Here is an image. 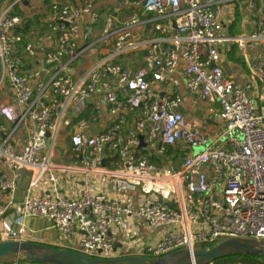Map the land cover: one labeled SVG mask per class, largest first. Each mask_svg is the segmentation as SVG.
Returning <instances> with one entry per match:
<instances>
[{
	"label": "built area",
	"instance_id": "built-area-1",
	"mask_svg": "<svg viewBox=\"0 0 264 264\" xmlns=\"http://www.w3.org/2000/svg\"><path fill=\"white\" fill-rule=\"evenodd\" d=\"M65 1H44L27 28L31 2L0 0V219L16 214L0 241H25L31 218L49 221L61 248L102 259L264 240V47L245 51V84L222 67L235 40L222 8L243 0ZM248 1L255 48L264 0ZM174 75L219 104L220 130L186 117L164 88ZM66 140L71 158L57 164ZM142 223L165 230L145 242Z\"/></svg>",
	"mask_w": 264,
	"mask_h": 264
},
{
	"label": "crops",
	"instance_id": "crops-1",
	"mask_svg": "<svg viewBox=\"0 0 264 264\" xmlns=\"http://www.w3.org/2000/svg\"><path fill=\"white\" fill-rule=\"evenodd\" d=\"M222 20L224 23V34L226 37L234 38L235 40H227L222 43V67L224 69L225 75L235 81L244 83L252 80L251 75L249 73L244 55L245 51L247 53H254L260 48L264 47V44L251 48L246 45L245 37L248 36L256 21L257 17L252 13L249 7V1L243 0L240 2H234L225 5L222 8ZM237 39V40H236ZM232 44H236L238 46V55L243 57L244 63H237L236 61L227 59V49L230 48ZM245 46V47H244ZM244 47V48H243ZM244 67V69H242ZM245 74L249 78L246 81H240L245 78ZM245 84V83H244ZM167 92L174 91L180 94L183 98V111L186 117L191 120L199 123L203 127L207 129L209 132H214L215 126L218 124L221 125V120L218 116V103H210L201 101L198 97L191 94L185 87L184 82L178 75H174L172 77V82L166 86H164ZM109 124V117L105 116L99 123L95 124L92 129V132H100L102 129L106 128ZM222 127V126H221ZM216 131V130H215ZM217 132V131H216ZM215 133V132H214ZM15 140L20 144L19 147L24 145L26 141V133L23 130H19L16 134ZM60 145L64 146V143H60ZM68 154L65 157V160H70V150L67 151ZM55 162H61L59 158L55 156ZM29 177L25 176L21 184L23 182H28ZM25 189L21 193L23 195ZM42 191V195L48 194V192ZM20 193V192H19ZM21 195V197H22ZM19 197L18 194V198ZM4 201V196L0 193V202ZM8 216L12 218L16 217L15 211L9 210ZM6 218L0 219V230L6 229L7 220ZM28 231L27 235L35 238H39L40 240L45 241L46 243H57L58 245V234L56 230L51 227V224L46 219L42 218H31L28 221ZM59 246V245H58ZM234 264V263H230ZM236 264V263H235Z\"/></svg>",
	"mask_w": 264,
	"mask_h": 264
},
{
	"label": "water",
	"instance_id": "water-1",
	"mask_svg": "<svg viewBox=\"0 0 264 264\" xmlns=\"http://www.w3.org/2000/svg\"><path fill=\"white\" fill-rule=\"evenodd\" d=\"M67 3L65 0H60ZM50 134L47 133V136ZM264 257V240L230 237L211 247L182 248L159 257L122 256L110 259L87 256L76 250L19 240L0 241V260H26L31 264H213L236 256Z\"/></svg>",
	"mask_w": 264,
	"mask_h": 264
},
{
	"label": "rangeland",
	"instance_id": "rangeland-1",
	"mask_svg": "<svg viewBox=\"0 0 264 264\" xmlns=\"http://www.w3.org/2000/svg\"><path fill=\"white\" fill-rule=\"evenodd\" d=\"M28 1L31 2L32 8L30 10L26 9V12H28L30 15L33 16V15H38L40 10L44 8V1H46V0H28ZM242 69H244V67H242ZM248 78H249V76L247 77V75L245 74V78L243 80H240V81H246ZM244 83H246V82H244ZM221 126H222V123H221V125L218 124L217 126H215L213 131L216 132V131L220 130ZM214 132H210L209 131V133H211V134H213ZM60 134H61V138L60 139L62 140V137L64 136L65 132L60 131ZM61 140H60V142H61ZM69 150H70V146H69L67 140L64 141V146L58 145V147L56 149L55 156H56V158H59L61 162H56L57 164L63 163L65 161V157L68 154L67 151H69ZM26 187H27V182L26 183L23 182L22 184L20 183V186H19V192H20L19 193V197H21V195H22L21 193L23 192V190ZM164 230H165V228H162V227L152 228L149 225H147L146 223H142V225H140L139 229H138V232H139L138 238H139V240H143V241L147 242V239H149V238L155 239L158 235H161ZM25 241H31V242H36V243H44V244H47L49 246H55L57 248H61L55 242L50 244V243H46L43 240H40L39 238H35V237H31V236H27ZM73 244H75V243H73ZM122 252H124V251L122 250ZM3 262H6V261H3ZM6 263H11L12 264L13 262L11 261V262H6ZM1 264H2V262H1ZM17 264H29V263L17 262Z\"/></svg>",
	"mask_w": 264,
	"mask_h": 264
},
{
	"label": "trees",
	"instance_id": "trees-1",
	"mask_svg": "<svg viewBox=\"0 0 264 264\" xmlns=\"http://www.w3.org/2000/svg\"><path fill=\"white\" fill-rule=\"evenodd\" d=\"M41 16L40 15H35L33 18L28 20L27 28H29L32 24V22L39 23ZM227 59L236 61L237 63H244L243 62V57L238 55V46L236 44H232L230 48L227 49L226 52ZM214 244L210 245H204V247H211ZM55 247V246H52ZM4 261V260H0ZM6 262H11V261H6ZM18 262H25L28 263L26 260L22 259L19 260ZM230 263H236V264H264V257H256V256H249V255H236V256H231L227 258H223L220 260H217L214 262V264H230ZM31 264V263H29Z\"/></svg>",
	"mask_w": 264,
	"mask_h": 264
}]
</instances>
